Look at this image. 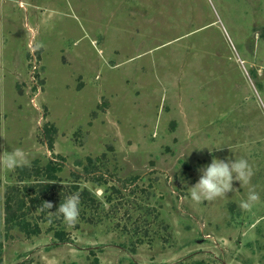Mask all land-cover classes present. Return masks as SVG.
Returning a JSON list of instances; mask_svg holds the SVG:
<instances>
[{
	"label": "rangeland",
	"instance_id": "rangeland-1",
	"mask_svg": "<svg viewBox=\"0 0 264 264\" xmlns=\"http://www.w3.org/2000/svg\"><path fill=\"white\" fill-rule=\"evenodd\" d=\"M11 147L62 171L45 192L0 167V264H264V0H0V151ZM213 157H243L253 175L194 202ZM12 187L39 235L5 224ZM250 189L259 199L243 210ZM73 192L69 227L49 213Z\"/></svg>",
	"mask_w": 264,
	"mask_h": 264
},
{
	"label": "clouds",
	"instance_id": "clouds-1",
	"mask_svg": "<svg viewBox=\"0 0 264 264\" xmlns=\"http://www.w3.org/2000/svg\"><path fill=\"white\" fill-rule=\"evenodd\" d=\"M30 163L26 152L19 147H11V151H0V167L9 172H14L17 168L29 167ZM197 171L199 173L197 182L188 187L190 198L194 202L212 201L225 197L226 193L235 190L233 188L234 180L239 181L241 186L246 185L253 175L251 165L243 157L234 160L213 157L210 163L200 166ZM258 199L259 194L250 189L246 199L239 201V207L248 210ZM46 207L51 209L52 204L47 203ZM53 213L62 216L65 224L69 227L76 224L80 214L79 193L73 192L64 197L56 211L49 214Z\"/></svg>",
	"mask_w": 264,
	"mask_h": 264
},
{
	"label": "trees",
	"instance_id": "trees-1",
	"mask_svg": "<svg viewBox=\"0 0 264 264\" xmlns=\"http://www.w3.org/2000/svg\"><path fill=\"white\" fill-rule=\"evenodd\" d=\"M38 57H40L41 50L38 51ZM56 130L53 126L46 128L47 144L50 150H53V135ZM19 171V181L25 183L26 181L33 180H46L48 183L44 184L40 182L39 184H44L43 191L50 192L54 185L50 184L59 180L58 173L62 171V165L60 162L50 160L44 167H21L17 168ZM33 179V180H32ZM101 178L96 179L99 181ZM37 185H24L22 187L23 191L29 193L31 190H36ZM76 188V187H75ZM21 190L19 187H12L7 191L5 197V224L10 226L9 228H18L21 232L27 236L39 235L41 233V228L37 223H31L27 217L29 213V208H27V203L25 197H21ZM85 201L94 202L96 196H92L89 191L84 189L80 193ZM30 202L34 205L42 204L41 194L30 197ZM110 201V198L108 199ZM56 221L54 220V223ZM58 222V221H57ZM56 222V223H57ZM59 223V222H58ZM54 237L59 242H65L67 240L66 232L61 228L52 227ZM128 264H139L136 262H130ZM174 264H186V263H174ZM195 264H203L201 262H196Z\"/></svg>",
	"mask_w": 264,
	"mask_h": 264
}]
</instances>
